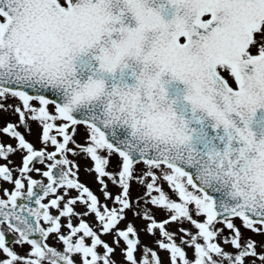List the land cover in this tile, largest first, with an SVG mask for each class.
Masks as SVG:
<instances>
[{
  "label": "snow or ice",
  "instance_id": "obj_1",
  "mask_svg": "<svg viewBox=\"0 0 264 264\" xmlns=\"http://www.w3.org/2000/svg\"><path fill=\"white\" fill-rule=\"evenodd\" d=\"M0 113V264H264V0H0Z\"/></svg>",
  "mask_w": 264,
  "mask_h": 264
},
{
  "label": "flooded vegetation",
  "instance_id": "obj_2",
  "mask_svg": "<svg viewBox=\"0 0 264 264\" xmlns=\"http://www.w3.org/2000/svg\"><path fill=\"white\" fill-rule=\"evenodd\" d=\"M15 119H16L15 116H11V115H8V114H5V113H0V125H3V123L6 120L15 121ZM32 128H33V134L29 136L27 133H25V135L27 136L28 139H30L33 142H35V135H36L37 128H36V125L34 123L32 125ZM5 139H7V138L5 137ZM37 146H39V145H37ZM13 160L16 163H20V159H19L18 156L13 157ZM79 163L83 166L85 163H87V161H84V160L81 159V160H79ZM37 166H39V165H37ZM81 179L84 180L86 183H88L93 188L94 191H98L99 185L94 182L92 174H86V173H84L82 171L81 172ZM109 188L112 191H114V192L117 190L111 183H109ZM133 195L135 196L137 194L133 193ZM138 223H139V221H138ZM141 239L145 240L148 243L151 242V238L145 236L143 233H141ZM119 258H120L119 257V252H117V259L119 260Z\"/></svg>",
  "mask_w": 264,
  "mask_h": 264
}]
</instances>
